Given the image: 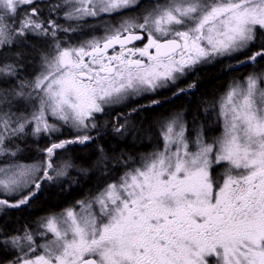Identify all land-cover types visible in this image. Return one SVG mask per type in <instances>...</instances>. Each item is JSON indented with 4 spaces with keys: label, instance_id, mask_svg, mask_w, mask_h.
Returning a JSON list of instances; mask_svg holds the SVG:
<instances>
[{
    "label": "snow or ice",
    "instance_id": "6c2138e0",
    "mask_svg": "<svg viewBox=\"0 0 264 264\" xmlns=\"http://www.w3.org/2000/svg\"><path fill=\"white\" fill-rule=\"evenodd\" d=\"M225 61L254 71L203 110L215 127L138 119L164 102L146 98L187 95L196 84L181 80ZM109 131L160 146L109 158L96 143ZM28 138L49 143L23 163ZM89 145L102 186L34 226L0 227V264H264V0H0V221L86 173L69 153Z\"/></svg>",
    "mask_w": 264,
    "mask_h": 264
},
{
    "label": "trees",
    "instance_id": "16d2710c",
    "mask_svg": "<svg viewBox=\"0 0 264 264\" xmlns=\"http://www.w3.org/2000/svg\"><path fill=\"white\" fill-rule=\"evenodd\" d=\"M138 11L139 9H136L135 11H127L124 15L132 16ZM108 18L115 21L119 17ZM32 42L35 43V41ZM224 63H226V61L218 62L211 66H205V68L196 72L194 76L190 78V83H195L196 88L187 95L181 94L178 97H172L171 91L173 90L171 89L161 91L157 93L155 97L146 98H159L164 102L147 112H142L138 119L141 121L144 118L156 120L172 113L182 112L185 114L186 119L189 122H191L193 118H197L201 123L207 120L210 126L215 127L203 110L209 109V111H211V106L214 100L219 94L225 91L229 81L232 79H243V77L249 72L254 71L251 67H239L236 71L224 72L221 71L224 67ZM36 70L38 69L29 68L24 75L31 78L29 73ZM188 84L187 81H183V84L180 87H186ZM140 102L144 103L145 100H141ZM126 111V108L117 106L108 110L104 115L98 116V120L101 122H111L117 115ZM137 135L138 134L133 133L125 137L123 141H117L112 138L109 131V133L104 134L102 138L98 139L96 143L103 146L105 153L109 158L118 155L117 152H113V149H119L121 152L136 155L139 153L150 152L157 143L154 139H148L146 137H140L137 139ZM71 137L72 136L66 133L60 138ZM48 143L49 141L46 139L36 141L33 138H28L25 142L21 143L24 151L18 155L17 159L20 162H32L39 159L37 148H43ZM73 149L74 151H70L69 154L80 167L88 169V171L86 173H80L76 170L70 171L69 176L63 180V189L52 185L42 186V194L32 201L30 208L10 213L6 219L0 221V227L12 231L20 229L24 225L34 226L35 222L41 216L52 211H59L65 207H70L76 200L94 194L102 186L103 179L101 176V168L96 166L100 157L95 150V145H89L87 148H84L83 146H73ZM112 167H115V161H112ZM221 170L222 169H220V171ZM68 181H71V184H69Z\"/></svg>",
    "mask_w": 264,
    "mask_h": 264
},
{
    "label": "rangeland",
    "instance_id": "374dc122",
    "mask_svg": "<svg viewBox=\"0 0 264 264\" xmlns=\"http://www.w3.org/2000/svg\"><path fill=\"white\" fill-rule=\"evenodd\" d=\"M105 19H106V20H111V19H109L108 17H105ZM118 19H120V17H119ZM118 19H117V20H118ZM117 20H115V21H112V20H111V21H112V23H116ZM61 22H62V21H61ZM94 34H95V35H102L103 32H102V30L98 29ZM136 46H137V47H141V46H142V43H140V44H136ZM202 68H205V67H199V68H197L195 72L190 73L185 79L181 80V81L179 82V84H178V87H180V86L183 84V81H187V83H190V82H191L190 78H191L192 76H194V74H195L196 72H198L199 70H201ZM189 80H190V81H189ZM241 80H242V79H241ZM184 87H185V86H184ZM172 90H174V89H172ZM118 107H121V106H118ZM183 114H184V113H183ZM184 116H185V114H184ZM185 118H186V116H185ZM66 133H68L70 136L73 135V134H72L70 131H68L67 129L64 130V134H66ZM64 134H63V135H64ZM214 134L218 135V134H219V130L217 129V131H216ZM158 146H160V145H159L158 143H156L155 146L151 149V151H152L155 147H158ZM32 162H33V161H32ZM23 163H31V162H23ZM222 171H223V170L220 171V169H219L218 174H219V173H222Z\"/></svg>",
    "mask_w": 264,
    "mask_h": 264
},
{
    "label": "water",
    "instance_id": "95a60500",
    "mask_svg": "<svg viewBox=\"0 0 264 264\" xmlns=\"http://www.w3.org/2000/svg\"><path fill=\"white\" fill-rule=\"evenodd\" d=\"M138 43V42H137Z\"/></svg>",
    "mask_w": 264,
    "mask_h": 264
}]
</instances>
